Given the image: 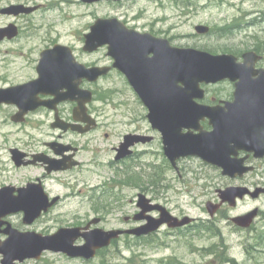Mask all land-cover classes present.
<instances>
[{
  "label": "flooded vegetation",
  "instance_id": "obj_1",
  "mask_svg": "<svg viewBox=\"0 0 264 264\" xmlns=\"http://www.w3.org/2000/svg\"><path fill=\"white\" fill-rule=\"evenodd\" d=\"M196 1H198V3H196ZM199 1L200 0H102L95 3H88L84 0H80L77 2L80 7L111 4L118 12L116 13V16L108 15L102 18L97 16L94 17L82 33L81 38L83 41V47L81 50L84 52L85 36L91 32L92 26L98 19L116 18L122 23V26L125 29L134 31L140 36H151L156 39L166 40L169 42L170 46L176 48L196 49L216 56H233L237 63H246L248 66L252 67L249 73L251 81L261 84V87L264 90V9L253 10L249 13L243 12V10L239 9V17H237V15H233L232 17L225 16L224 19L214 25L199 24L195 26V31L197 32L195 33V36L187 35L186 37L185 35H178L174 37L172 34V27L167 28L169 21L172 20L170 14L173 12V5L175 4L177 6L174 9L179 10L180 17H189L193 12L198 11L196 5H201ZM209 1L210 0H208V2ZM230 1L233 0H217L216 2L219 6H231L229 3ZM207 4L209 5L210 3ZM142 5H144V7H140ZM55 6L56 5H51V7ZM13 7L15 8L12 10ZM44 7L45 4L42 5L37 0H0V19H3V21H0V57H3L2 59H4L3 62L0 61V64H3L0 66V113L4 116L0 121V130H2L3 127H11V130L7 132L8 137H4L5 144L0 146V150L4 151V154L8 156L9 161L17 170L37 169L41 171L40 174L35 176H21L19 180H0V192L8 190L6 192H11V202L16 201L17 203H24L20 190L33 185V191H36L38 190V186H41L45 194L48 196L50 203L55 199H57V201L48 212H43L42 215L30 225L24 223L23 211H18L16 214L3 218L2 221L5 222V224L0 227V242H4L8 239V235L4 234V231L8 229V226L20 233H35V231H26L27 226H33L41 222L48 213L56 210L67 202L71 203L72 199H75L78 195H81L84 192L86 193L85 189L88 191L83 198L90 203L91 209L94 208L95 215L91 219H88L85 222L83 221V224L76 225L73 223L74 225L67 226L66 228H80L82 233H87L95 229H103L106 231L121 230L127 232L141 228L148 222L147 220H140L142 211L140 207L141 194H143L146 197V200H148V207H156L147 213V217L150 219L157 220L161 218L162 213L160 208L167 210L171 215L180 220L189 217L184 213L185 210L183 208L186 204L184 198L189 196L188 181L194 177L191 164L196 162L201 164L205 163L196 157L181 156L176 159L175 165L172 164L171 160L165 155L162 134L154 129L149 122V109L143 104L140 97L132 88V91L137 97V101L141 103L145 110V116L143 118L144 120L146 119L145 121L148 123V128L145 126V129H140V126L138 125L136 128H133L134 125L130 123V129L124 132V134L122 133L120 137L110 134V130L113 126L106 122L105 104L108 98L105 97L104 91H107V89H103L100 86H102L101 84L104 81L109 79L110 75L116 73L120 76L122 83H125L130 87L126 75L120 70L113 68L114 62L110 57V65L82 62L77 57L75 48L70 46L77 61L86 67L91 68L101 66L110 68L108 75L99 78L95 82L88 81L87 79L81 81L80 91L83 92L82 94L85 96L86 92L92 93V100L86 104V111L80 115L82 119H87L86 122H78L75 120V109L78 107L77 102L67 101L59 104L50 103L51 107H49L41 103L52 102L55 100V96L43 92L32 93L31 95L28 93H20V91L13 92V90L16 91L19 87L25 86L36 80L39 77L37 68L40 64L42 54L50 50H56L57 46L61 45L58 40L51 38L45 39L44 36L40 40V45L28 47L26 43L25 46H22V42H27L29 39L39 38L37 37L36 32L40 31L42 26H38L37 23H35V17L37 14L44 12ZM47 8L48 7L46 6L45 10H47ZM123 8H125L126 11H132L138 8L139 11L133 17H130L127 12L120 11ZM27 9L35 10L29 13L24 12V10ZM50 9L51 8H49V10ZM8 10H10V12ZM157 11L161 12V16H157ZM240 19L243 20L239 21ZM199 26L207 27L208 32L205 34L198 33L196 28ZM237 33L245 34L249 40L248 42L252 43L251 45L253 46L243 51H237L233 48V43H231V41L223 42L225 39L231 40L235 38ZM212 35L218 40H215L217 47L214 51L210 49H199L194 47V45H191L189 42V39L193 40L192 43H196L195 40L197 39H200L199 42H201L203 38ZM179 40H183L191 46L180 45L177 42ZM175 42L177 45L174 44ZM18 43L21 44L16 45ZM101 51H106V54H108V46L99 48L95 53ZM29 53L37 54V57L31 62L28 61L30 60L28 57ZM15 54H20V59H22L24 63L20 62L21 68H18L19 71L13 73L11 67L13 63L9 58L13 59V55ZM88 55L91 56L92 54ZM14 60H16V57ZM31 65H34L33 70L31 67V70L34 71V76L28 78L29 75H27L26 70ZM237 83L238 81L227 79L216 84H201V88L205 91V95L202 99H195L194 102L198 105L208 107H226V103L232 104L236 100L235 93ZM211 89L212 91H210ZM10 90H12L13 93H9ZM62 92H66V90H63ZM34 103H38V106L33 110H28V108L34 105ZM34 120H36L37 123H35L36 121L33 122ZM60 123L73 124L78 126V129L65 128V125H60ZM200 125L204 131L212 130L209 120L201 121ZM13 129L15 130L13 131ZM30 129L37 131L38 136L29 139L28 135ZM178 130L179 129L176 130L177 137H179V134L184 135L189 133V130L186 128H182L180 131ZM13 132L18 134L14 142L10 138ZM191 132L194 134L198 133L195 130H191ZM116 137H119L118 143L116 145H111L110 148H108V145L105 143L110 140L114 142L117 139ZM128 137H130V139L127 140ZM127 142H133V144H131L126 150L128 154L120 157L122 153V145ZM103 151L107 154L109 152L113 154V158L109 164L114 166L117 170H120L119 174L128 167H134L132 169L128 168L125 171L127 176H129L127 178L136 180L140 172L145 171L142 167L148 166V174L150 178L148 181V188L142 192L139 191L138 185H133V188L137 190L136 197L128 203H122L121 200L117 202L116 205L109 203V205L106 204L104 206L101 205V207H95L94 203H98L99 199H104L108 195L118 199L117 197L119 194L115 191L102 190V188L92 185L86 177L80 176V174H84L82 169L85 165L92 166L94 169L98 166H103L101 161ZM87 155L90 156L89 161H86L84 158ZM15 157H19V162L22 164L21 167L17 166L16 160L14 159ZM246 157V164H253L256 161L264 162V159H254L252 154L243 151L239 152V158ZM157 161H161L171 173L170 176L162 180V184H158L157 182V177H159L155 172L158 165ZM58 162L63 163V167L65 168L63 170L49 172L48 167H50L51 164ZM152 173L153 175L151 176ZM131 174H133L132 177ZM51 184L62 187L69 192L64 195L55 194ZM116 188L122 190L119 186ZM98 189L101 190V193L97 195V192L99 191ZM76 191H79L80 194ZM219 192L220 190L218 193ZM218 199L220 202L219 196ZM244 200H246V198L239 202H243ZM5 201V203H7L6 196ZM213 202H208L207 205L210 203L214 205L219 204L216 200ZM77 204H79V202H77ZM227 207L228 204H223L217 213ZM237 207L238 204L236 207L232 208L236 209ZM131 208L133 210H130ZM3 211L7 212L10 211V209H3ZM109 211H118L121 213L125 211L132 213L135 212L132 215H126L124 217L122 216V218L116 219L119 224L122 225V228L115 227L106 229L104 227L110 221L108 215ZM22 215V223L24 226L18 225L14 222L16 217H21ZM258 215L260 216L261 212H259ZM193 219L194 221L189 226L170 228L168 225H163L159 230L147 237L141 238L133 234L124 233L118 240H113L108 248L99 250L97 252V258L104 251L113 247H118L120 250V245L124 239L133 241L145 238L155 239V237L163 231L182 233L189 227H193L198 223L199 219ZM236 228L238 230H243L238 227ZM83 242V239L80 238L76 244L81 245Z\"/></svg>",
  "mask_w": 264,
  "mask_h": 264
},
{
  "label": "water",
  "instance_id": "obj_2",
  "mask_svg": "<svg viewBox=\"0 0 264 264\" xmlns=\"http://www.w3.org/2000/svg\"><path fill=\"white\" fill-rule=\"evenodd\" d=\"M84 1L94 3L101 0ZM33 10L35 9H27L24 12ZM196 30L200 34L208 32V28L204 26H199ZM146 37L125 29L117 19H99L92 26L91 32L85 36L84 51L93 53L103 46H108L107 55L114 60L113 68L126 75L133 90L149 109V122L162 134L165 155L173 165L181 156L197 157L220 169L224 177L231 179L244 178L254 172L255 167L246 164L247 157L239 158V152L243 151L253 154L256 160L264 159V90L261 84L251 81L249 73L252 67L246 63H237L233 56H216L200 50L176 48L170 46L166 40ZM37 71L38 79L13 92L20 91L29 95L43 92L55 96L54 101L41 103L49 107L50 103L77 102L75 120L86 122L87 119H82L80 115L86 111V104L92 100V93L86 92L85 96L82 94L81 81L87 79L95 82L107 75L110 68H88L76 60L70 47L59 45L56 50L42 54ZM227 79L238 81L234 103L215 108L194 102L205 95L201 84H216ZM63 90L66 92H62ZM11 92L12 90L9 91ZM37 106L38 103H34L28 110ZM205 120H209L211 131L202 129L200 122ZM60 125L78 129V126L73 124ZM182 128L188 129L189 133L179 134L177 137L176 130L180 131ZM191 130L198 133L194 134ZM131 144L133 142L122 145L120 157L128 154L126 150ZM14 159L17 166L21 167L19 157ZM63 166L61 162L51 164L48 171L63 170ZM33 187L30 185L20 190L24 203L11 202V192H6L8 190L0 192V227L5 224L3 218L18 211L24 212V223L30 225L56 204L57 199L49 202L41 186H38L36 191H33ZM219 193L220 204L207 205L211 217L215 216L223 204L236 207L237 201L246 196L258 199L264 194V188L251 191L247 187H229ZM147 203L148 200L141 194L140 220L148 222L141 228L127 232L95 229L82 233L80 228H62L53 235L45 236L20 233L8 226L4 231L8 239L0 242L1 264L40 261L45 252L62 253L72 259L90 261L96 257L98 250L109 247L112 240L119 239L124 233L142 237L156 232L165 224L170 228H177L193 222L190 217L180 220L161 208V218L150 219L147 213L156 207L150 208ZM8 208L10 211H3ZM258 214L259 210L255 209L246 215L233 218L232 222L240 228L249 229ZM80 238L84 240V244L76 245Z\"/></svg>",
  "mask_w": 264,
  "mask_h": 264
},
{
  "label": "rangeland",
  "instance_id": "obj_3",
  "mask_svg": "<svg viewBox=\"0 0 264 264\" xmlns=\"http://www.w3.org/2000/svg\"><path fill=\"white\" fill-rule=\"evenodd\" d=\"M40 4L47 6V10L35 17V23L42 26L40 31L36 32L37 37L29 39L27 42H22V46H37L40 45V40L45 36V39L51 38L58 40L63 45L74 47L77 57L82 62L96 63L99 65H110V58L107 56L106 51L94 53L91 56L85 54L81 48L83 47L82 33L91 23L95 16L106 17L116 16L118 13L111 4H98L92 7H80L77 2L80 0H37ZM217 0H200L201 5H196L198 11L193 12L189 17H180L179 10L174 9L177 7L173 5V12L170 14L172 20L169 21L167 28L172 27V34L178 35H193L195 36V26L199 24L214 25L224 19L225 16L232 17L233 15L240 16V10L243 12H251L257 9H264V0H233L230 5L219 6ZM175 3V2H174ZM198 3V1H196ZM207 3H210L209 5ZM51 5H56L51 7ZM234 5V6H233ZM257 6V7H256ZM144 7V5L140 6ZM49 8H51L49 10ZM139 8V7H138ZM138 8L132 11H126L125 8L121 9L122 12H127L130 17L138 13ZM240 9V10H239ZM91 16V17H90ZM157 16H161V12L157 11ZM169 16V17H170ZM243 19H240L241 21ZM3 21V19H0ZM178 38V37H177ZM176 40V39H175ZM195 40L189 39L191 45L199 49L216 50L215 36H208ZM218 41V40H217ZM231 41L233 48L237 51H243L253 46L249 43L245 34H236V37L229 40L225 39L223 42ZM180 45L191 46L183 40L177 41ZM21 44V43H20ZM19 43L16 45H20ZM177 45V43H174ZM14 45V46H16ZM226 45V44H224ZM16 57V60L14 58ZM29 62L33 61L37 54L29 53ZM3 57L0 61L3 62ZM12 61L13 73L19 71L21 68L20 54L13 55ZM109 60V62H108ZM24 63V62H23ZM3 64H0L2 66ZM24 65V64H23ZM34 65L27 68L26 73L28 78L34 76ZM15 77V75H14ZM107 102L105 104L106 122L113 126L110 134L114 136H121L122 133L128 131L129 124L140 126V129L148 128V123L144 120L145 110L141 103L137 101V97L132 91L131 87L123 84L119 75L112 74L109 79L101 84ZM226 88V87H225ZM212 91V89L210 90ZM4 116L0 113V121ZM34 120L33 122H35ZM37 123V121L35 122ZM11 127H3L0 130V146H3L4 137H8ZM15 129H13L14 131ZM29 139L37 137L38 133L35 130H29ZM18 134L13 132L10 137L14 142ZM20 135V134H19ZM119 137L112 142V140L105 143L110 148L111 145L118 143ZM89 161L90 156L84 157ZM113 158V154H108L103 151L102 165L97 168L92 166H84L81 177H86L92 185L102 188L106 191H115L118 194V199L115 197L107 196L104 199H99L98 203H94L95 207H101L122 200V203H128L136 197L137 190L133 185H138L139 191L144 192L148 188L149 181V167L145 166V171H141L136 180L127 178L126 170L124 169L121 174L109 163ZM156 174L158 184H162V180L171 175L168 168L161 161H157ZM253 165L256 170L247 175L244 179L232 180L224 177L216 167L207 166L201 163H192L194 177L189 179V196L184 198L186 204L184 205L185 214L191 218L199 219L198 223L193 227H189L182 233H173L163 231L158 234L155 239L145 238L137 241L124 239L118 247H113L104 251L96 260L84 262L80 260H71L62 254L44 253L41 263L42 264H264V241L262 245L257 243L255 239L257 235L264 232V194L259 199L246 198L243 202L238 203V207H228L215 215L211 219L207 211V203L219 202L218 191L225 190L229 187H247L252 191L257 188H264V162H255ZM99 170V171H98ZM98 171V172H97ZM133 171V170H132ZM41 171L37 169H27L19 171L9 161L8 156L0 150V180H19L21 176H35L40 174ZM130 175V174H128ZM133 174H131L132 177ZM135 175V174H134ZM153 173L151 174V176ZM136 176V175H135ZM90 177V178H89ZM98 177V178H96ZM100 178V179H99ZM155 180V179H154ZM120 184V185H117ZM55 194L64 195L68 193L66 189L57 185L51 184ZM119 186L122 190L116 188ZM99 188V189H100ZM98 189V190H99ZM86 193H87V189ZM79 193V191H76ZM85 192L78 195L72 202L60 206L56 210L48 213V215L39 223L33 226H27L26 231H35L44 235L53 234L61 228L74 225L73 223L83 224L94 217V208L91 209L90 203L83 198ZM101 190L97 192V195ZM80 194V193H79ZM79 202V204H77ZM214 203V202H213ZM220 203V202H219ZM126 205V204H125ZM93 206V207H94ZM258 209L261 215L255 221L253 227L249 230H238L231 221V218L246 215L253 210ZM130 210H133L132 208ZM135 212V211H134ZM133 212V213H134ZM132 212L125 211L112 212L109 211V223L104 227L109 228H122V225L116 220L122 216L132 215ZM180 214V213H177ZM22 217H16L14 222L18 225L24 226ZM207 227V229H206ZM210 229V230H208ZM2 256H0V264ZM24 264H36L33 261H26Z\"/></svg>",
  "mask_w": 264,
  "mask_h": 264
},
{
  "label": "trees",
  "instance_id": "obj_4",
  "mask_svg": "<svg viewBox=\"0 0 264 264\" xmlns=\"http://www.w3.org/2000/svg\"><path fill=\"white\" fill-rule=\"evenodd\" d=\"M206 229H207V227H206ZM208 230H210V229H208ZM255 239L257 240V243L259 245H262V243L264 241V232L259 234V235H257Z\"/></svg>",
  "mask_w": 264,
  "mask_h": 264
}]
</instances>
